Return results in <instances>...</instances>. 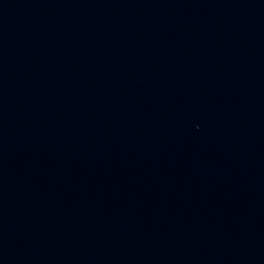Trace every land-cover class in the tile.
Masks as SVG:
<instances>
[{
  "label": "water",
  "instance_id": "1",
  "mask_svg": "<svg viewBox=\"0 0 264 264\" xmlns=\"http://www.w3.org/2000/svg\"><path fill=\"white\" fill-rule=\"evenodd\" d=\"M0 264H264V0H0Z\"/></svg>",
  "mask_w": 264,
  "mask_h": 264
}]
</instances>
